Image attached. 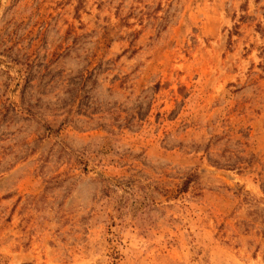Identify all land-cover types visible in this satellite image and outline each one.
Instances as JSON below:
<instances>
[{
  "label": "rangeland",
  "instance_id": "374dc122",
  "mask_svg": "<svg viewBox=\"0 0 264 264\" xmlns=\"http://www.w3.org/2000/svg\"><path fill=\"white\" fill-rule=\"evenodd\" d=\"M0 264H264V0H0Z\"/></svg>",
  "mask_w": 264,
  "mask_h": 264
}]
</instances>
